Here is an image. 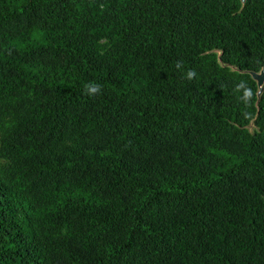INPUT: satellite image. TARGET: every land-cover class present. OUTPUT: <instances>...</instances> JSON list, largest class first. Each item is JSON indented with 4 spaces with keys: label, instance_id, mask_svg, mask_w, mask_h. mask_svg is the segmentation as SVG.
Returning <instances> with one entry per match:
<instances>
[{
    "label": "trees",
    "instance_id": "1",
    "mask_svg": "<svg viewBox=\"0 0 264 264\" xmlns=\"http://www.w3.org/2000/svg\"><path fill=\"white\" fill-rule=\"evenodd\" d=\"M214 51L263 68L264 0H0V264H264V92Z\"/></svg>",
    "mask_w": 264,
    "mask_h": 264
},
{
    "label": "water",
    "instance_id": "2",
    "mask_svg": "<svg viewBox=\"0 0 264 264\" xmlns=\"http://www.w3.org/2000/svg\"><path fill=\"white\" fill-rule=\"evenodd\" d=\"M246 1L247 0H239V2L241 4V9H243ZM212 54L217 55V63L223 69H229L233 73L246 75V76H249L251 78V80L255 83L256 88H257V93H256L257 100H256V103H255V107L258 108L259 102H260L261 97H262L263 92H264V66L258 73L242 72L237 67L230 66V65H223V63L221 61V57H222V52L221 51H217V52L214 51V52H212ZM257 114H258V111H257ZM251 128H252V125H251V127L249 129H251Z\"/></svg>",
    "mask_w": 264,
    "mask_h": 264
},
{
    "label": "clouds",
    "instance_id": "3",
    "mask_svg": "<svg viewBox=\"0 0 264 264\" xmlns=\"http://www.w3.org/2000/svg\"><path fill=\"white\" fill-rule=\"evenodd\" d=\"M92 91L94 92V91H96V89H95V88H93V89H92Z\"/></svg>",
    "mask_w": 264,
    "mask_h": 264
}]
</instances>
